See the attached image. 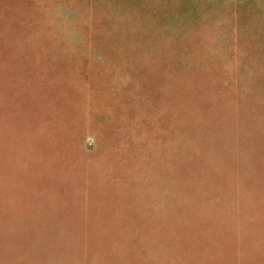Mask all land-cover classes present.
<instances>
[{
  "label": "rangeland",
  "instance_id": "obj_1",
  "mask_svg": "<svg viewBox=\"0 0 264 264\" xmlns=\"http://www.w3.org/2000/svg\"><path fill=\"white\" fill-rule=\"evenodd\" d=\"M0 264H264V0H0Z\"/></svg>",
  "mask_w": 264,
  "mask_h": 264
}]
</instances>
